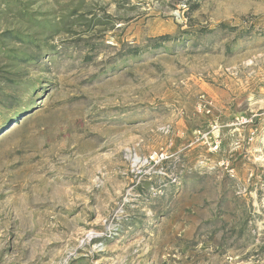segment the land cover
<instances>
[{"label":"rangeland","instance_id":"1","mask_svg":"<svg viewBox=\"0 0 264 264\" xmlns=\"http://www.w3.org/2000/svg\"><path fill=\"white\" fill-rule=\"evenodd\" d=\"M0 264H264V0H0Z\"/></svg>","mask_w":264,"mask_h":264},{"label":"trees","instance_id":"2","mask_svg":"<svg viewBox=\"0 0 264 264\" xmlns=\"http://www.w3.org/2000/svg\"><path fill=\"white\" fill-rule=\"evenodd\" d=\"M161 38H162V39H166L167 36H163V37H161ZM138 52H139V49H138V48H132V50H131V54H133V55H137Z\"/></svg>","mask_w":264,"mask_h":264}]
</instances>
